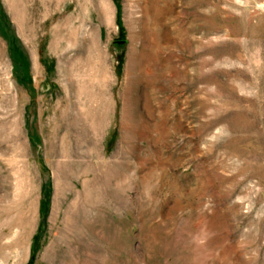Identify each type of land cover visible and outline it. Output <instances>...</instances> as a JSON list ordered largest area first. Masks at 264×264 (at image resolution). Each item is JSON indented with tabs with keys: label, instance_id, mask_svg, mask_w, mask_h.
Instances as JSON below:
<instances>
[{
	"label": "rangeland",
	"instance_id": "374dc122",
	"mask_svg": "<svg viewBox=\"0 0 264 264\" xmlns=\"http://www.w3.org/2000/svg\"><path fill=\"white\" fill-rule=\"evenodd\" d=\"M31 261L264 264V0H0V264Z\"/></svg>",
	"mask_w": 264,
	"mask_h": 264
},
{
	"label": "trees",
	"instance_id": "16d2710c",
	"mask_svg": "<svg viewBox=\"0 0 264 264\" xmlns=\"http://www.w3.org/2000/svg\"><path fill=\"white\" fill-rule=\"evenodd\" d=\"M45 206L47 208L48 206V203H47V200H45ZM38 243V236H36V240H35V244H34V251L37 249V244ZM32 263V261L30 262V264Z\"/></svg>",
	"mask_w": 264,
	"mask_h": 264
}]
</instances>
